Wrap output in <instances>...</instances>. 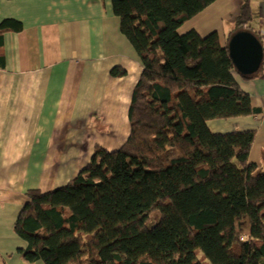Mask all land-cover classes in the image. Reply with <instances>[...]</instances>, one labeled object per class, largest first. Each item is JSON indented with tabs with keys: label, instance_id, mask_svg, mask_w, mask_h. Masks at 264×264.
Wrapping results in <instances>:
<instances>
[{
	"label": "trees",
	"instance_id": "16d2710c",
	"mask_svg": "<svg viewBox=\"0 0 264 264\" xmlns=\"http://www.w3.org/2000/svg\"><path fill=\"white\" fill-rule=\"evenodd\" d=\"M216 1L112 0L143 65L131 133L118 150L97 148L67 185L27 192L14 228L27 261L264 264V169L249 161L255 132L208 126L261 111L240 89L217 32L179 33ZM242 1L228 41L254 33L252 0ZM10 29L22 27L7 21L0 34Z\"/></svg>",
	"mask_w": 264,
	"mask_h": 264
},
{
	"label": "crops",
	"instance_id": "0c3cea01",
	"mask_svg": "<svg viewBox=\"0 0 264 264\" xmlns=\"http://www.w3.org/2000/svg\"><path fill=\"white\" fill-rule=\"evenodd\" d=\"M242 0H218L179 29L221 45L235 29ZM254 33L264 45V0H252ZM0 264L29 262L15 224L27 192L67 185L97 148L115 151L131 133L129 110L142 75L138 52L123 34L112 0H0ZM127 75L111 76L114 68ZM250 79L236 71L240 89L261 112L213 120V133L254 131L249 161L264 169V64Z\"/></svg>",
	"mask_w": 264,
	"mask_h": 264
},
{
	"label": "water",
	"instance_id": "95a60500",
	"mask_svg": "<svg viewBox=\"0 0 264 264\" xmlns=\"http://www.w3.org/2000/svg\"><path fill=\"white\" fill-rule=\"evenodd\" d=\"M235 71L242 77L257 75L264 64V45L251 31H238L228 41Z\"/></svg>",
	"mask_w": 264,
	"mask_h": 264
},
{
	"label": "built area",
	"instance_id": "2783aa9c",
	"mask_svg": "<svg viewBox=\"0 0 264 264\" xmlns=\"http://www.w3.org/2000/svg\"><path fill=\"white\" fill-rule=\"evenodd\" d=\"M264 35V34H263Z\"/></svg>",
	"mask_w": 264,
	"mask_h": 264
}]
</instances>
